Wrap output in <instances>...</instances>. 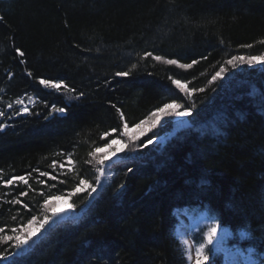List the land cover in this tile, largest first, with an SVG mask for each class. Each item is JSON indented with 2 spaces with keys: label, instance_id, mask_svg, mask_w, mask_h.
Masks as SVG:
<instances>
[{
  "label": "trees",
  "instance_id": "1",
  "mask_svg": "<svg viewBox=\"0 0 264 264\" xmlns=\"http://www.w3.org/2000/svg\"><path fill=\"white\" fill-rule=\"evenodd\" d=\"M0 17V170L5 179L30 173L35 190L0 182V226L39 216L40 192L67 196L78 177L94 183L88 153L119 136L116 108L130 128L163 103L195 105L190 126L157 128L139 140L152 144L106 165L111 178L90 201L87 191L70 197L74 215L41 229L18 264H188L178 214L205 217L190 233L193 245L215 217L226 233L220 248L264 264V66L232 72L225 64L264 53V0H0ZM247 44L253 47H241ZM145 52L199 62L181 69L140 59ZM221 66L231 76L212 81ZM129 69L128 77L115 75ZM169 76L203 91L189 98ZM41 78L84 95L69 99ZM26 97L35 103L17 115L13 102ZM53 104L68 110L50 115ZM112 128L117 133L100 138ZM165 130V140L154 141ZM68 153L74 171L49 167ZM14 197L28 208L7 202ZM208 264H224L215 246Z\"/></svg>",
  "mask_w": 264,
  "mask_h": 264
},
{
  "label": "snow or ice",
  "instance_id": "2",
  "mask_svg": "<svg viewBox=\"0 0 264 264\" xmlns=\"http://www.w3.org/2000/svg\"><path fill=\"white\" fill-rule=\"evenodd\" d=\"M0 19H3L0 17ZM223 43V41H222ZM261 44H264V40L260 41ZM243 48H251L253 45L247 44V45H241ZM17 54L19 56H23L24 53L21 49L17 48L15 49ZM148 57H151L155 61L163 62L167 65H175L181 69H191L193 65L197 64L199 61L192 60L191 63H181L178 59H170L165 58L163 56L159 55H153L152 52H145L140 57V59H146ZM207 57H204L206 59ZM226 65H230L233 69L237 68L241 64H248L249 66L256 65V64H264V53L256 54V55H233L230 59H227L225 61ZM132 69L136 68L137 65L133 64ZM228 69L224 66H221L219 71H217L212 76V81H216L218 78L222 77V74L225 73ZM131 73V69L129 71H118L115 73L116 76L119 77H128ZM28 75H31L29 72ZM168 79L171 81V83L179 89L181 92L186 93V95L190 98L192 93L195 91H203V89H192L189 90L187 87V84L189 82H182L180 79L174 78L172 76H169ZM39 84L42 85L45 88L53 89L57 92H64L65 94H73L69 96V99H79L84 94L78 93L76 94V90L70 86H68L63 80L59 81H53L50 79H39ZM2 91V89H0ZM29 100H31L33 103H35L34 100H32V97H29ZM15 104L20 105L21 107L17 111V115L24 113H29V108L25 105V102L21 98H17L14 101ZM12 104H8V108H12ZM195 105L193 104L191 107H185L183 104L178 103L176 100H172L170 102L163 103L162 106L154 109L151 111L144 119L140 120L139 122L132 125L133 129H139L140 132L138 134H130L129 131V124L125 120L124 113L121 111V109L116 108L117 113H119V118L123 122L121 126V131L119 133V136L117 138L111 139L108 143H106L103 147L104 148H111L112 145L115 144H121V148L115 149L110 154H105L103 156H98V153H101L103 149L101 147H95L93 148L89 153L88 156L92 159L87 160L86 163L93 164L94 162V168H95V177H94V183L90 182L88 179L83 177H78V182L75 183L71 190L67 193V197L63 195H54V194H45L43 192H40L39 195L43 197V203L40 205L41 212L38 215L33 214L29 218L26 219V221L20 225L19 227L12 226L10 228H6L5 226H0V245H6V247L3 250H0V261H10L11 264H18V258L22 257L24 251L30 247V242L33 241V238L40 233L41 229H44L45 225L49 224L50 221L53 220L54 216L59 215L55 210L52 211V214L49 215L48 211L51 207V201L53 200H61V199H67L73 196H76L79 193L88 192V195L91 196L92 193L97 191V187L101 185L102 178L105 176L106 173V162L110 161L112 157L116 156V153L119 151H122L123 148L128 147V144L130 142H135L140 139L141 136L146 135L147 131H151V129L155 128L158 124L161 123L163 118L166 117H188L192 115V107ZM115 108L116 106L113 105ZM68 108L65 107H58L55 104L51 106V112L52 113H60L65 114L67 112ZM5 113L3 111H0V117L4 116ZM145 125H148L149 127L145 129ZM5 127L4 124H0V130H3ZM117 128H112L109 131H105L101 134V139H104L106 137L111 136L113 133H117ZM123 137H127L126 140L122 139ZM153 143V139L149 138L147 139L146 143L142 145H138V147H147L148 145ZM135 150V149H133ZM56 155H60L57 153ZM75 161L72 158V154H67V160L66 161H56L53 160L52 163L49 165V167L53 168L55 170L57 168V165L59 166V169H65L66 166L68 167V171L72 172L75 169ZM34 171H37L39 173L40 177H49V179L55 180L57 177L55 175H52L51 173L47 171H39V169H35ZM129 172L132 171L131 168L128 169ZM66 174V173H64ZM31 174L28 175H13L8 177L7 179L4 178L2 170H0V182H2L3 186L5 188H9L10 186H18L20 184L26 185L28 190L35 191L32 189V186L29 184V177ZM38 184H44L45 181L41 179H37ZM61 183H66V181H61ZM50 187H55V185H51ZM121 188L124 187L123 184L120 185ZM28 190L19 192L18 196L20 197H26L28 196ZM11 204H22L24 208H28V204L21 201L18 197H14L12 200L7 201ZM74 204H69V208H74ZM29 211H31L29 209ZM13 221L17 220V216L13 215L11 217ZM217 218L213 217L212 222L205 225L206 230L202 231L200 234V239L193 245V242L184 239L182 240V244L184 245V254L186 260L189 262V264H208L210 261V258L213 254V246L218 242V237L220 235V232L223 230V224L216 222ZM244 235H250L247 231L244 232ZM194 251V256H193Z\"/></svg>",
  "mask_w": 264,
  "mask_h": 264
},
{
  "label": "rangeland",
  "instance_id": "3",
  "mask_svg": "<svg viewBox=\"0 0 264 264\" xmlns=\"http://www.w3.org/2000/svg\"><path fill=\"white\" fill-rule=\"evenodd\" d=\"M252 66H262L263 67L264 64H256V65H252ZM252 66H249L248 64H241L237 68L233 69L230 65H227L228 69H230L232 72L240 71L244 67H252ZM224 75L225 76H223V74H222V77L226 78V77H230L231 76V75L229 76V72L228 71H226L224 73ZM23 100H24L25 105L27 107L32 102L31 100H29V97L23 98ZM13 104H14V106L17 109H19L21 107L20 105H17L14 102H13ZM190 121L191 120H190L189 116L188 117H180V118L166 117V118L162 119L160 124H158L155 128L151 129V131H147L146 135L148 133L156 130L157 128H160V127L162 128L164 126L167 127V129H169L170 132H172V131L174 132V130L180 128L181 126L187 125L188 123H190ZM144 127H145V129H147L149 126L145 125ZM129 131H130V134H138L140 132L139 129H133L132 127L129 128ZM169 131L165 130L164 132H161L159 137L155 138L154 141H156V140L159 141L161 138L166 137L167 133H170ZM146 135H143V136H146ZM143 136H141L140 139ZM122 139L126 140L127 137H123ZM139 140L135 141V142H130L128 144V147L123 148L122 151L117 152L116 156L112 157L110 161L106 162V165H108L110 162H112L114 160H118V159H121V158H125V157H129V156L135 155L137 153L138 149H141V148L138 147ZM121 147H122L121 144L112 145L111 148L101 147L103 149V151L101 153H98L97 155L98 156H103L105 154H110L115 149H118V148H121ZM133 149H135V150H133ZM106 165H105V167H106ZM111 175L112 174L106 170L105 176L102 178L101 185H99L97 187V191L105 183H108V181L111 178ZM96 192L92 193V195L89 196V200L88 201H90L95 196ZM65 197H67V196H65ZM69 204H70L69 198L61 199V200H53V201H51V207L49 208L48 214L51 215L53 210H55V212H57V211H60V210H62L64 208H67V207H69ZM74 213L75 212H74L73 208H71V214L70 215H74ZM177 217H178V220H179V224H178L177 229H176V234H177L180 242L182 240H184V239L190 240V233L193 230H195L198 227L199 224H202V223L206 222L205 217L203 215H201L200 218L193 219V220H188V218L185 215H183V214H178ZM45 227H47V225H45ZM224 237H226V233L224 234L223 232H220V235L218 237V242L214 245L215 248H217L218 250L222 251V253L224 254V264H256L254 261H252V260H250L248 258H245L242 253L241 254L239 253V251H235V252L231 253V252L226 251L224 248H220L219 243L221 242V240ZM193 256H194V251H193ZM5 262L6 261H0V264H3ZM188 264H189V262H188Z\"/></svg>",
  "mask_w": 264,
  "mask_h": 264
},
{
  "label": "water",
  "instance_id": "4",
  "mask_svg": "<svg viewBox=\"0 0 264 264\" xmlns=\"http://www.w3.org/2000/svg\"><path fill=\"white\" fill-rule=\"evenodd\" d=\"M58 115H61L60 113H57ZM191 124L190 123H188L187 125H185V126H190ZM160 141L161 142H163V138H161L160 139ZM57 213L59 214V215H57V216H54L53 217V220H55V219H57V220H65L66 218H68L69 216H70V214H71V208H69V207H67V208H64V209H62V210H60V211H57ZM52 220V221H53Z\"/></svg>",
  "mask_w": 264,
  "mask_h": 264
},
{
  "label": "bare ground",
  "instance_id": "5",
  "mask_svg": "<svg viewBox=\"0 0 264 264\" xmlns=\"http://www.w3.org/2000/svg\"><path fill=\"white\" fill-rule=\"evenodd\" d=\"M174 132H175V131H174ZM167 136H168V134L166 135V137H167ZM166 137L163 138V141L165 140ZM159 142H161V141L159 140ZM161 143H162V142H161Z\"/></svg>",
  "mask_w": 264,
  "mask_h": 264
}]
</instances>
